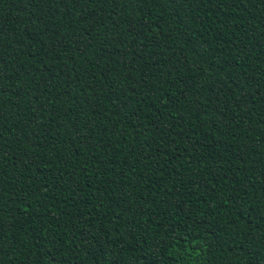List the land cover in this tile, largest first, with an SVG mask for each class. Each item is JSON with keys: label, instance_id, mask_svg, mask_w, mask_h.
<instances>
[{"label": "trees", "instance_id": "trees-1", "mask_svg": "<svg viewBox=\"0 0 264 264\" xmlns=\"http://www.w3.org/2000/svg\"><path fill=\"white\" fill-rule=\"evenodd\" d=\"M0 264H264V0H0Z\"/></svg>", "mask_w": 264, "mask_h": 264}]
</instances>
